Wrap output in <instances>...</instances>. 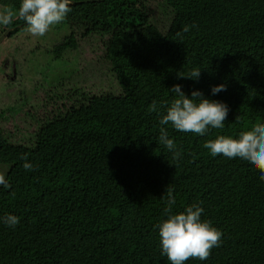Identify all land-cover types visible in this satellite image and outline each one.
Returning a JSON list of instances; mask_svg holds the SVG:
<instances>
[{
    "label": "trees",
    "instance_id": "1",
    "mask_svg": "<svg viewBox=\"0 0 264 264\" xmlns=\"http://www.w3.org/2000/svg\"><path fill=\"white\" fill-rule=\"evenodd\" d=\"M80 1L73 0L63 24L100 33L118 93L92 95L71 111L63 101L50 103L24 142L0 134V164H8L11 185H0V217H19L15 227L0 220V264H170L158 234L168 188L176 197L173 212L200 204L201 218L223 233L207 260L186 264H264L259 170L203 147L217 135L235 137L264 123V0H228L210 24L205 0H162L185 20L139 45L128 24L136 0ZM19 3L0 0L5 8ZM185 24L197 27L181 41L176 32ZM66 47L58 43L53 53ZM194 68L198 80L177 75ZM221 83L226 91L213 94ZM175 84L187 96L199 90L226 103L225 127L200 136L160 125L149 105L170 102ZM160 127L174 139L178 159L159 142ZM25 153L33 170L23 167Z\"/></svg>",
    "mask_w": 264,
    "mask_h": 264
},
{
    "label": "rangeland",
    "instance_id": "2",
    "mask_svg": "<svg viewBox=\"0 0 264 264\" xmlns=\"http://www.w3.org/2000/svg\"><path fill=\"white\" fill-rule=\"evenodd\" d=\"M135 2V14L128 20L136 33L135 45L148 34H165L174 23L185 20L162 0ZM227 3L204 1L209 24L223 14ZM4 8L0 5V10ZM7 28L0 26V36ZM61 42L67 47L56 55L53 47ZM117 93L118 83L97 31L62 23L42 37H33L26 26L0 41V134L4 138L24 142L35 129L36 116L54 101H63L71 111L92 95ZM7 169L8 164H0V174Z\"/></svg>",
    "mask_w": 264,
    "mask_h": 264
},
{
    "label": "clouds",
    "instance_id": "3",
    "mask_svg": "<svg viewBox=\"0 0 264 264\" xmlns=\"http://www.w3.org/2000/svg\"><path fill=\"white\" fill-rule=\"evenodd\" d=\"M72 3L73 0H20L18 8L0 10V26L7 28L14 20L19 19L26 22L27 31L33 37H42L66 20L68 13L72 11ZM196 27L195 24H185L176 32V36L182 41V33ZM177 75L180 78L198 80L201 72L200 68H194L187 75ZM168 90L175 94L170 102L162 101L158 104L154 100L148 109L160 117V125L171 124L177 131L200 136L205 135L210 128L225 127L229 108L223 101L208 99L199 90H192L190 96H187L179 84ZM221 91H226L223 83L211 88L213 94ZM159 142L172 152L173 159L181 156L165 127L159 129ZM203 147L214 157L223 155L228 159L239 158L248 162L259 170L260 180L264 181V123L257 122L250 129L241 130L235 137L217 135L214 139L206 140ZM21 159L25 161V170H33L34 165L28 162L27 153ZM0 185L6 189L11 187L3 174H0ZM175 203L173 189L168 188L164 208L167 218L158 226L161 256H166L170 264H186L189 259L207 260L211 250L220 246L223 233L213 226L211 220L201 218L204 209L200 204H192L183 211L173 212ZM0 220L9 227H15L19 223V217L13 214L0 217Z\"/></svg>",
    "mask_w": 264,
    "mask_h": 264
},
{
    "label": "water",
    "instance_id": "4",
    "mask_svg": "<svg viewBox=\"0 0 264 264\" xmlns=\"http://www.w3.org/2000/svg\"><path fill=\"white\" fill-rule=\"evenodd\" d=\"M88 1H97V0H81L80 2H88ZM23 24H26V22H23V23H19V24H16L15 26L13 27H9L7 28L3 33L2 35L0 36V41L6 36L7 32L11 29H13L14 27H20L21 25Z\"/></svg>",
    "mask_w": 264,
    "mask_h": 264
}]
</instances>
